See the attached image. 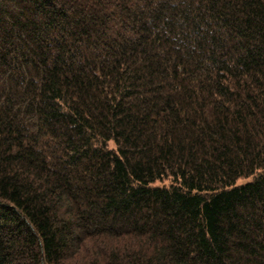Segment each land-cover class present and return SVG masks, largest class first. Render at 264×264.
I'll return each instance as SVG.
<instances>
[{
	"label": "trees",
	"instance_id": "16d2710c",
	"mask_svg": "<svg viewBox=\"0 0 264 264\" xmlns=\"http://www.w3.org/2000/svg\"><path fill=\"white\" fill-rule=\"evenodd\" d=\"M0 264H264V0H0Z\"/></svg>",
	"mask_w": 264,
	"mask_h": 264
}]
</instances>
